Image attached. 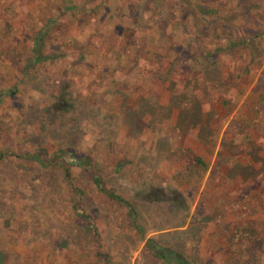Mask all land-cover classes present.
<instances>
[{
	"label": "rangeland",
	"instance_id": "1",
	"mask_svg": "<svg viewBox=\"0 0 264 264\" xmlns=\"http://www.w3.org/2000/svg\"><path fill=\"white\" fill-rule=\"evenodd\" d=\"M0 97V264H264V0H0Z\"/></svg>",
	"mask_w": 264,
	"mask_h": 264
},
{
	"label": "trees",
	"instance_id": "2",
	"mask_svg": "<svg viewBox=\"0 0 264 264\" xmlns=\"http://www.w3.org/2000/svg\"><path fill=\"white\" fill-rule=\"evenodd\" d=\"M101 3L102 2H99V4L94 6L91 9L92 12H95L97 7ZM73 9L75 10L76 7L73 6L71 8V10L74 11ZM76 12L80 13L79 9L78 10L76 9ZM208 14H211V12H205V13L202 14L203 17H204L203 21H204V19H206V17H208ZM213 16H215V13H213ZM221 20H222L221 17L218 20L216 18H212L211 21H209V24H213V26H214L216 23L221 22ZM50 21L53 22V20H50ZM39 39H41V37H39ZM238 41L239 40H235L233 38V36H230V37L227 38L224 48H219V49H217V51H221V50L228 51V50L237 48L239 45H241V46L248 45V44L244 45V43H242L241 40H240V42H238ZM244 41L252 42L250 37L249 38L247 37V40L245 39ZM30 54H31V56L32 55L36 56L37 50L34 49V48H31L30 49ZM19 56H22V54H20ZM204 57H206V56H204ZM35 60L38 61V59H35ZM31 65H32V63H31ZM31 65L30 64H25L24 67H23V72H27L28 69L31 67ZM18 91H19L18 88H14L13 90L8 91V96L9 97H13V96H15L17 94ZM0 101H1V97H0ZM59 103H57V105ZM63 103H64V101H63ZM56 154H57V157L59 158V160L62 159L65 154H68L70 156L71 162L74 163L76 166H79V167L86 168V167H92L93 166V164H92V162H91V160L89 158H81V159H79L78 157H76V154L72 152V150L68 151V150H64L63 148H61V149L59 148L58 151L56 152ZM35 156H37V152H36V154L34 153L32 156L29 155V158L30 157L34 158ZM63 171H64L63 175L65 176L66 182H68L69 184L72 183L71 182L72 177H71V173H70L69 169L65 168ZM91 181H92V184H93L95 190L98 193H100L103 197L108 199L110 202H112L114 204L116 203L117 205H120V206L126 208L127 211L129 212V214L131 215V217H133V219H134V217L136 216V212L134 211L135 210L134 206L130 202L124 200V198L122 196L114 193L113 191H110V190L106 189L99 175L94 174L91 177ZM71 189L74 190L73 187H71ZM73 190L71 191L72 192V196L74 194ZM74 191L76 193H78L79 189L78 190H74ZM147 243L149 244L148 247H149L150 253H151V255L154 258H156L158 260H163V261L164 260L166 261L168 259V253L166 252V250L164 248H162L159 245H157L153 240H148ZM173 256H174V261L176 262V264H190V262L188 260H186L183 257L182 254L173 253Z\"/></svg>",
	"mask_w": 264,
	"mask_h": 264
}]
</instances>
